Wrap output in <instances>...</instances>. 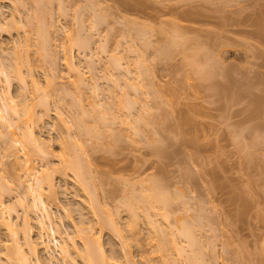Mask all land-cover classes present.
<instances>
[{"label":"rangeland","instance_id":"1","mask_svg":"<svg viewBox=\"0 0 264 264\" xmlns=\"http://www.w3.org/2000/svg\"><path fill=\"white\" fill-rule=\"evenodd\" d=\"M38 1L0 0V94L17 110L0 114L23 126L18 111L32 110L27 124L39 141L0 127V201L18 240L28 228L57 264H84L89 229L111 264H161L155 226L181 248L183 224L201 242L193 264H264V40L255 32L264 0ZM35 22L47 26L42 49ZM62 149L79 160L84 183L64 167ZM25 163L50 179L42 198L68 255L36 223ZM152 186L169 201L166 218L144 207ZM9 235L0 228V264ZM175 250L170 262L186 264ZM39 257L50 264L43 249Z\"/></svg>","mask_w":264,"mask_h":264},{"label":"bare ground","instance_id":"2","mask_svg":"<svg viewBox=\"0 0 264 264\" xmlns=\"http://www.w3.org/2000/svg\"><path fill=\"white\" fill-rule=\"evenodd\" d=\"M36 2H37V0H35ZM39 1H43V0H39ZM38 1V2H39ZM46 1V0H45ZM49 1V0H48ZM36 2H34V3H36ZM49 3V2H48ZM48 3H45L44 2V4H48ZM40 6H42V5H40ZM36 7V6H35ZM37 8H38V3H37ZM41 11V10H40ZM37 17H39L40 18V16H37ZM36 17V18H37ZM38 18V19H39ZM260 21H261V19H260ZM259 20L258 21H256V26L255 27H257V29H256V35H258V36H260V38L262 39V40H264V22H260ZM37 22V21H36ZM35 22V23H36ZM43 22V21H42ZM37 23H39V21L37 22ZM36 23V24H37ZM41 23V22H40ZM44 24V23H43ZM38 25V24H37ZM41 26V24L40 25H38L37 26V28H36V30L35 31H37L36 33L38 34L40 31L39 30H41L42 31V33H41V35L44 33V34H46V32H47V26H45L46 28H45V30L43 29V27L41 28L40 27ZM43 26V25H42ZM41 29H40V28ZM44 30V31H43ZM49 33V32H48ZM40 34V33H39ZM43 34V35H44ZM40 35V36H41ZM39 36V35H38ZM45 36V35H44ZM46 36H47V34H46ZM44 37V41L42 42V39H41V41L39 42V44L41 43V49H42V43H47V42H45L46 40H48V37H49V35H48V37ZM41 37H43V36H41ZM40 37V38H41ZM79 37V36H78ZM47 38V39H46ZM78 40V42H79V40H80V38H78L77 39ZM75 41V40H74ZM171 41H172V39H171ZM176 41V40H175ZM174 41V42H175ZM75 42H77V41H75ZM146 43V41L144 42V44ZM176 43V42H175ZM79 44V43H78ZM172 44V43H171ZM47 45H49V44H47ZM146 45H147V43H146ZM43 47L45 48V46L43 45ZM48 47V46H47ZM44 48H43V51H44ZM46 49V48H45ZM46 51V50H45ZM162 52H165V50L163 51V50H161ZM161 53V52H160ZM168 53V52H167ZM139 54V53H138ZM162 54V56H163V53H161ZM160 54V55H161ZM142 55V54H141ZM165 55V54H164ZM143 56V55H142ZM142 56H140V57H142ZM139 57V56H138ZM117 59V58H116ZM143 59V58H142ZM141 59V60H142ZM138 60V63H141V60L139 61V59H137ZM137 60H136V62H137ZM117 61V60H116ZM212 62V61H211ZM215 63V62H214ZM117 65H119L118 63H116ZM136 65V64H135ZM212 66H213V64H211ZM138 66V68L140 67L139 65H137ZM71 67L73 68V70L75 71V69H77L76 67H73V64H71ZM18 69V67H17V65H16V67L15 68H13V70L15 69V70H17ZM75 68V69H74ZM203 68V67H202ZM209 69V68H208ZM78 70V69H77ZM140 70H142V69H140ZM145 70H147L146 68H145ZM199 70H201V69H199ZM211 70V69H210ZM137 71V70H136ZM138 71H139V69H138ZM202 71V70H201ZM204 71V72H203ZM201 73H204L205 75H206V77H209V74H211L212 72H210L209 70L207 71V70H205V68H204V70H203ZM1 72V71H0ZM75 72H77V71H75ZM140 72V71H139ZM143 72V71H142ZM145 72V71H144ZM206 72V73H205ZM208 72H210V73H208ZM15 73V72H14ZM13 73V74H14ZM13 74H11V75H13ZM204 74L202 75V76H204ZM18 75H19V71H18ZM77 75H78V72H77ZM144 75V74H143ZM143 75H141V76H143ZM7 76V77H6ZM6 80H8V77H9V75L8 74H6ZM15 76V75H14ZM17 76V75H16ZM138 76H139V74H138ZM205 77V76H204ZM211 77V76H210ZM144 78H146L145 76H144ZM32 81V83L34 84V85H36V81H34V79H32L31 80ZM117 80H115V82H116ZM137 82V81H136ZM118 83V82H117ZM128 83V82H127ZM130 83V82H129ZM134 83V82H133ZM136 84H138V87L140 86L139 84L140 83H136ZM128 85V84H127ZM131 85V84H130ZM133 85H135V84H133ZM132 85V86H133ZM220 85V84H219ZM128 87H129V85H128ZM141 87V86H140ZM224 87V86H223ZM218 88V87H217ZM97 89V88H96ZM127 91V90H126ZM137 91V90H136ZM12 101V98L11 97H6V95H2V94H0V112L2 111V109L3 110H6V111H8L9 109H11L12 110V112L9 110L8 112H11V113H15V115L17 114V112H15V111H17V110H14L15 108H14V105H12L11 103H9V102H11ZM12 105V106H11ZM24 107V108H23ZM22 108H23V110H22ZM113 108V107H112ZM144 109V108H143ZM26 110V111H25ZM29 110V111H28ZM113 111V110H112ZM7 112V113H8ZM19 113H20V117L21 116H24V115H26L25 117H24V120L22 121V123H21V125L23 124V122L25 123V124H23V126H19V125H17L16 124V126L14 125V122L12 123L11 122V120L12 119H10V118H8V120L9 121H6V120H4V117H3V115H1L0 114V127H6L5 129H7V127L9 128V127H12V125L14 126V128H12V129H7L8 131H10L11 133H15V131H16V129H19L20 130V128L21 127H23V128H21V129H23V130H20V132L22 133V131H24L23 133H22V135L23 136H25V135H27L26 136V139L28 138L29 139V141L30 142H32V144H34V146L36 145L37 147L39 146V141L33 136V134H32V131H31V126H30V124H27V121H29L30 120V116L32 115L31 114V112H32V110L30 111V109H26L25 108V106H23L22 105V107H21V109H20V111H18ZM110 112H111V110H110ZM22 113L24 114V115H22ZM115 113V112H114ZM111 114H113L112 112H111ZM110 114V115H111ZM12 115V114H11ZM10 115V116H11ZM115 115V114H114ZM14 116V115H13ZM19 116V115H18ZM144 116V115H143ZM127 117H128V115H127ZM144 117H142V119H143ZM76 119V118H75ZM79 119H81V118H79ZM78 119V120H79ZM145 119V118H144ZM77 120V119H76ZM83 120V119H82ZM125 120H127L126 119V116H125ZM124 120V121H125ZM137 121H140V123H141V119L140 120H138V119H136ZM136 120H135V123L137 124L136 126H138L139 127V123H137L136 122ZM6 121V122H5ZM144 121H146V120H144ZM144 121H142V122H144ZM78 122V121H77ZM79 122H80V120H79ZM129 122V121H128ZM82 123V122H81ZM80 123V124H81ZM83 123H84V120H83ZM130 124V123H129ZM131 124H133V122L131 123ZM139 124V125H138ZM30 127H29V126ZM76 125H78V124H76ZM135 125V124H134ZM128 127H129V125H127ZM86 130V129H85ZM88 130V129H87ZM134 130H137V128H135ZM138 130H139V128H138ZM137 130V131H138ZM2 131H3V129H2ZM2 131L0 132V133H2ZM89 131V130H88ZM136 131V132H137ZM6 132V131H5ZM133 132V131H132ZM139 133V132H138ZM2 135V134H1ZM138 135V134H137ZM19 140V139H18ZM17 141V139H15L14 140V142H16ZM28 142V141H27ZM5 143V142H4ZM29 143V142H28ZM6 145H10L9 143H6ZM6 145L4 146V147H6ZM3 147V148H4ZM7 148H10L9 146H7ZM7 148H5V149H7ZM9 150V149H8ZM7 151V150H6ZM245 152H247V153H245ZM244 153H245V155H247L249 152L248 151H245ZM60 156H61V161L63 162V164H64V167H66V168H68V169H70L71 170V172H72V174H75L74 175V177H77V178H75V179H79L80 181H78V182H80V184H82V183H84L83 182V180H82V177H83V175H82V172L84 171V169L82 170V166H81V164H80V162H79V160L77 161V159H73L72 157H70L69 155H68V153H66V151L64 150V149H62V153L60 154ZM76 156V155H75ZM74 156V157H75ZM248 156V155H247ZM253 156V155H252ZM77 157V156H76ZM80 159V158H79ZM25 162H26V160H25ZM25 166H23L24 167V171L26 172L25 173V175H27V176H29L28 178H31V179H33L34 180V184L33 183H31V184H29L28 185V190H30L29 191V194L30 195H32V203H33V205H34V207L35 208H37V209H39V211L41 212V213H39V215L36 217V223L38 224V226L40 227V228H44V226H45V224H47L46 225V227L45 228H47L48 229V242H50V241H52V240H54L55 241V244H53V246L55 247V248H57V250L59 251V252H61L63 255H68V248L66 247V246H63V245H60V243L58 244V241L55 239L56 237V228L54 227V225H53V218H52V215H51V212L49 211V209H48V207L46 206V204H45V202H44V200H43V198H42V193H41V189L40 188H42V183H41V181L43 180L44 181V179H45V181L47 182L48 180H46V179H49L48 177L46 178L44 175H43V177H42V179H40V178H38V177H36L35 176V172L32 170V167L31 166H29L28 164H24ZM86 171V170H85ZM84 173V172H83ZM85 177V176H84ZM49 181H50V179H49ZM47 182V186L49 185L50 187H51V182ZM156 183V182H155ZM154 185V184H153ZM156 188L158 189V187L156 186ZM155 188V186H152L151 187V193H149L148 194V196H146L147 198H149V199H147V198H145V201H147L148 200V202H146V203H148V206H146V205H144V207H146V209H149L150 207L152 208L153 207V209L155 208H157V209H164V215H163V217L164 218H166V216L167 215H165L166 214V211H167V206H168V203L167 202H169L168 200H167V198H165V196L163 197V195H161V191H160V189H156ZM147 199V200H146ZM11 208H9V207H6L5 205H4V203L2 202V201H0V228L1 227H3V229L4 230H6V232H8V234H11V235H9V236H12V237H10L8 240H11V241H8L10 244H8V242L6 243V244H4V246L6 247L5 248V255L7 254V256H5V258H6V262L8 263V264H12V262H13V264L14 263H16V264H42V260H41V258L39 257V250L40 249H43L45 252H46V254H47V257H48V259H49V262H50V264H57L56 263V261H54V254H52L53 252H54V250L52 249V247L44 240V239H41L40 238V236L41 235H39V240L37 239V240H35V239H33V238H31V236H30V229L28 230V228H26L25 229V236L23 235V242L21 243L19 240H18V237L16 236V228H15V226L17 225V223L16 222H13L12 220H11V210H10ZM145 210V209H144ZM133 211V210H132ZM132 211H130L131 212V214H132ZM149 213H151V211L149 210V212H148V210L147 211H144L143 213H142V215L144 216V217H148L150 214ZM167 214H168V212H167ZM132 215H135L134 214V212H133V214ZM131 215V216H132ZM151 216V215H150ZM149 216V217H150ZM148 217V218H149ZM147 218V219H148ZM110 218H108V220H109ZM108 220H107V224L109 225V227H111V225H112V227H114L115 229H117V230H119V227L117 228V226H116V221H115V223L113 222V219H110L109 220V222H108ZM131 220H132V224L131 225H129V227L132 229V227H133V217L131 218ZM130 220V221H131ZM181 220V219H180ZM26 221H28V220H26ZM94 221V220H93ZM148 221H150L149 219H148ZM184 221V220H183ZM93 223V222H92ZM101 223H102V221H101ZM103 223H104V221H103ZM102 223V224H103ZM167 223H169V222H167ZM90 224V223H89ZM88 224V225H89ZM130 224V223H129ZM88 225H86V226H88ZM104 225V224H103ZM102 225V226H103ZM160 223H159V225L158 226H155V229H157V230H153L154 232L155 231H157V235H160V237L158 236V239H157V242H156V247H157V250H159L162 254V261H161V264H173V262L171 263L170 261H172V259L171 258H169V254H167L166 253V251H168L169 249H171V246H172V248H173V250L174 249H176L175 251H176V253H178V254H180V255H182V253H184L182 256L184 257V260H185V262H186V264H193V263H196V261L199 259L200 260V258H199V255H198V253H200V256H201V254H202V252H200L201 251V249H200V251H197V249H199V247L201 246V242L200 241H198V240H196L197 239V237L196 236H194L193 234V231H192V229L190 230V228H184V225L181 227H177V230L175 229V231H177L178 232V234H180L181 233V235L182 236H184V238H186V242H187V244L190 246V249H189V247H187L188 245H186L185 247L184 246H181V248L179 247L180 245H178V243L176 244V245H178V247L174 244V242H176V241H173L174 239L173 238H175L173 235V233H171V235L173 236V237H171V235H170V237L171 238H168L167 237V235H166V231H165V229L162 227V225H161V227H160ZM167 226V225H166ZM83 227H85V226H83ZM90 229H91V231H92V225H91V227L90 226H88ZM100 227H101V225H100ZM112 227L110 228V229H112ZM157 227V228H156ZM180 228V229H179ZM182 228V229H181ZM83 229V232H84V230H86L85 228H82ZM114 229V230H115ZM27 230V231H26ZM41 230V229H40ZM113 230V229H112ZM116 230V231H117ZM42 231V230H41ZM87 232V234L85 233V236H84V238H83V248L81 249V250H83V252L82 251H80V256H81V258L83 259V262H84V264H111V258L110 257H108V255H107V250H105V248L103 247V245H102V243L100 242L101 240H99L98 238H100V237H97L96 235H98V234H96L95 236H93V234H91V232L89 233V229L88 230H86ZM94 231V230H93ZM192 231V232H191ZM119 232V231H118ZM82 233V232H81ZM84 233H83V235H84ZM94 234H95V232H93ZM119 234H121L122 235V233H120L119 232ZM175 234H176V232H175ZM82 235V236H83ZM155 235V234H154ZM156 237V236H155ZM196 238V239H195ZM159 240V241H158ZM173 242H172V241ZM54 241H53V243H54ZM198 241V242H197ZM168 242L169 243V247H166V245L168 244H166V243ZM199 242H200V244H199ZM172 244V245H171ZM199 244V245H198ZM195 245H197V248H196V246ZM0 246H1V244H0ZM2 246H3V244H2ZM8 246V247H7ZM168 246V245H167ZM199 246V247H198ZM184 247V248H183ZM169 248V249H168ZM183 248V249H182ZM186 248V249H185ZM187 248L189 249L188 250V252H187ZM51 250H53V252H51ZM186 250V251H185ZM109 252H111V251H109ZM186 252V253H185ZM263 252H264V250H263ZM262 252V258H261V260H264V253ZM168 253H170V252H168ZM109 256H111L110 254H109ZM110 260H109V259ZM144 258V257H143ZM201 258H203V255L201 256ZM127 259V261H129L130 259L129 258H126ZM129 259V260H128ZM171 259V260H170ZM132 260V259H131ZM198 260V261H199ZM202 260V259H201ZM126 261V262H127ZM184 262V263H185ZM199 262H201V261H199ZM6 263V264H7ZM198 263V262H197ZM49 264V263H48ZM127 264H136V263H134L133 262V260H132V262L131 261H129V263L127 262Z\"/></svg>","mask_w":264,"mask_h":264}]
</instances>
